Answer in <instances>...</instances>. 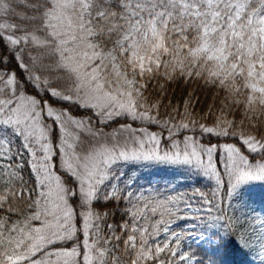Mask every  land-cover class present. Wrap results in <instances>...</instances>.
Instances as JSON below:
<instances>
[{
	"label": "snow or ice",
	"instance_id": "snow-or-ice-1",
	"mask_svg": "<svg viewBox=\"0 0 264 264\" xmlns=\"http://www.w3.org/2000/svg\"><path fill=\"white\" fill-rule=\"evenodd\" d=\"M254 184L264 0H0V264H264Z\"/></svg>",
	"mask_w": 264,
	"mask_h": 264
},
{
	"label": "trees",
	"instance_id": "trees-1",
	"mask_svg": "<svg viewBox=\"0 0 264 264\" xmlns=\"http://www.w3.org/2000/svg\"><path fill=\"white\" fill-rule=\"evenodd\" d=\"M175 88V97L180 98L183 95H186L188 91L195 87V85H184L182 82L178 85L173 86ZM201 99H204V94L201 92ZM142 171V168H138V172ZM129 173H134V171H129ZM128 173V174H129ZM152 178L164 179L174 183L182 191H187L188 188L184 185H191L192 179L187 176L185 173L172 171L170 169H151V171L145 172L140 179L148 182ZM248 202L255 209V213L261 210L264 213V189L261 186H256L252 191L247 193ZM234 258L239 264H249V260H246L244 256L240 253H234Z\"/></svg>",
	"mask_w": 264,
	"mask_h": 264
},
{
	"label": "rangeland",
	"instance_id": "rangeland-1",
	"mask_svg": "<svg viewBox=\"0 0 264 264\" xmlns=\"http://www.w3.org/2000/svg\"><path fill=\"white\" fill-rule=\"evenodd\" d=\"M141 168L142 171L140 172H138L137 169L136 171H134V173H129V175L132 177H137V176L139 177V179L135 181L131 189L133 192L137 194H140L142 192L144 195H149L158 192L160 195L167 196L169 194H175L173 188H175L177 191H182L180 188H178L176 184L171 183L170 181H166L164 179L152 178L148 182L140 179L145 172L151 171L152 169L151 167H141ZM187 186L188 185H184V187L188 188ZM256 186H261L262 189H264V184H254L250 186L249 191H252V189H254ZM249 205L250 208L254 209L250 203ZM253 215L262 216L264 215V213L261 210H259L256 213L254 212Z\"/></svg>",
	"mask_w": 264,
	"mask_h": 264
}]
</instances>
